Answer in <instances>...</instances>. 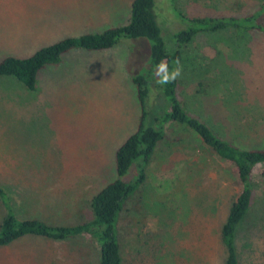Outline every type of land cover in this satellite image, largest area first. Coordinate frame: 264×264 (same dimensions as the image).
Listing matches in <instances>:
<instances>
[{
  "label": "rangeland",
  "instance_id": "obj_1",
  "mask_svg": "<svg viewBox=\"0 0 264 264\" xmlns=\"http://www.w3.org/2000/svg\"><path fill=\"white\" fill-rule=\"evenodd\" d=\"M155 2L171 52L184 27L174 7L186 16H215L246 13L260 1ZM131 3L0 0V58H23L66 36L124 25ZM236 38V48L217 54L215 37L197 36L183 50L188 58L181 62L177 95L220 137L241 148H264V33ZM149 54L147 39L123 38L105 50L72 49L38 73L33 90L0 78V183L18 216L52 225L92 218L89 200L117 178L116 149L137 128L141 109L132 75L148 66ZM152 106L158 114L166 109L159 91ZM164 131L144 181L118 216L123 264H225L220 228L239 191L235 176L191 129L171 122ZM133 176L131 168L123 180ZM4 213L0 202V221ZM235 243L239 264H264V164L254 170L252 204ZM98 258L97 242L86 234L27 235L0 246V264H98Z\"/></svg>",
  "mask_w": 264,
  "mask_h": 264
},
{
  "label": "trees",
  "instance_id": "obj_2",
  "mask_svg": "<svg viewBox=\"0 0 264 264\" xmlns=\"http://www.w3.org/2000/svg\"><path fill=\"white\" fill-rule=\"evenodd\" d=\"M168 1L174 7L176 0ZM259 1L253 10L246 13L215 16H186L174 7L175 15L184 27L175 33L177 49L171 52L162 36L155 0H132L130 17L124 25L113 26L102 32L66 36L39 47L23 58L15 55L0 58V78H15L27 89L33 90L38 73L46 66L59 64L63 55L72 49L105 50L123 38L143 37L150 43L148 66L132 75L141 109L138 125L116 149L117 178L89 200L92 218L75 225H52L38 218L20 217L13 207L8 189L0 183V202L6 208L0 221V246L27 235L65 239L86 234L97 242L98 264H123L117 227L123 201L144 181L145 167L157 145L165 138L164 127L173 122L194 131L211 152L230 166L235 176L239 191L221 225L220 239L226 251L225 264H239L236 233L252 204L254 170L264 164V148H241L227 138L220 137L206 122L191 115L183 107L177 95V80L163 88L155 83V68L161 60L167 61L171 69L177 59L181 63L188 58H184L183 50L199 35L215 37L213 46L219 54L225 46L236 48L241 40L236 37L252 31L264 33V0ZM228 35L234 37L230 38ZM222 77H218V80ZM156 88L166 101V109L161 114L153 112L152 108L154 97L158 96ZM131 168L134 176L127 181L123 180V176Z\"/></svg>",
  "mask_w": 264,
  "mask_h": 264
},
{
  "label": "clouds",
  "instance_id": "obj_3",
  "mask_svg": "<svg viewBox=\"0 0 264 264\" xmlns=\"http://www.w3.org/2000/svg\"><path fill=\"white\" fill-rule=\"evenodd\" d=\"M183 71V66L180 63L179 59L174 62V67L169 69L168 62L161 60L157 63L155 68V83L161 88L165 85L171 84L181 77Z\"/></svg>",
  "mask_w": 264,
  "mask_h": 264
}]
</instances>
